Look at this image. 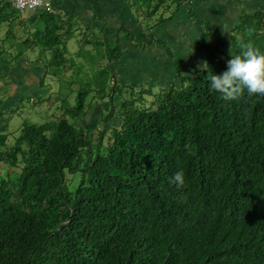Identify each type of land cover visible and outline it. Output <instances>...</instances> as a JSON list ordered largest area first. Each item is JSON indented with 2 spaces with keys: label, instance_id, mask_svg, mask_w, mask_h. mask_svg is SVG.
Listing matches in <instances>:
<instances>
[{
  "label": "trees",
  "instance_id": "16d2710c",
  "mask_svg": "<svg viewBox=\"0 0 264 264\" xmlns=\"http://www.w3.org/2000/svg\"><path fill=\"white\" fill-rule=\"evenodd\" d=\"M148 1L133 0L137 16ZM154 1L149 15L161 14L148 24L158 28L179 1ZM36 12L23 20L0 0V29L13 23L25 35L11 29L0 38V78L38 49L45 95L37 101L51 110L43 123L24 121L13 140L0 115V166L20 170L0 175V264H264V96L222 99L210 92L208 72L187 73L166 42L158 44L176 70L170 84L157 93L121 86L120 40L106 36L96 48L84 40L72 53L75 21ZM249 42L264 51L262 12L246 16L205 60L222 74L230 47L239 52ZM108 100L102 127L86 128L96 103ZM117 110L120 123L109 126ZM181 169L178 187L170 181Z\"/></svg>",
  "mask_w": 264,
  "mask_h": 264
},
{
  "label": "rangeland",
  "instance_id": "374dc122",
  "mask_svg": "<svg viewBox=\"0 0 264 264\" xmlns=\"http://www.w3.org/2000/svg\"><path fill=\"white\" fill-rule=\"evenodd\" d=\"M75 1L78 0H68V2H66L67 6L64 9L57 10V7L55 8L56 13H62L66 16V18L71 17L75 21V26L72 27L74 30L72 35L73 37L68 42V49L72 53L77 52L80 44L84 40L91 41V44L88 46L89 48H96L95 44L97 41L103 37H106V33L108 32V29L106 32L104 30L103 35L101 34L100 30H96L95 25H97V22L92 18V10L87 9L82 5H78V2ZM81 1L86 5H90L92 3V0ZM128 3L131 5L130 7L135 10L133 0H128ZM154 3L155 1L153 0L151 2H146V5L144 6L142 5L143 9H145V13L143 14V12H141V17L140 15L137 16L139 18V23L143 25L140 27L141 31H139L145 34L148 42H155L152 41L154 40V32L151 30H156V27L152 29L153 27H150L149 25L160 16L162 10L161 9L157 13V17L155 15H149L150 12L148 10L152 9ZM167 15H169V13L164 14V17ZM105 21L108 22V24L112 27L116 26L115 28H111L109 32L114 33L113 35H110L111 37L114 36L113 41L114 39L120 40L123 45L122 48L124 49L118 65L116 64L118 74L117 78L121 86H125L127 83H133L138 84L137 86L140 87L149 88L153 93H157L160 88H163L162 86H166L173 81L176 70L172 66L171 60L166 57V54L161 49H159V46L153 45L150 50L145 51L144 49L149 48L148 42L145 41V38H138L135 33H133V36L135 34L134 37L129 36L128 32L123 28L122 25L118 26L120 23H122V21L116 17L111 18L109 16L108 20ZM149 21H151L150 24H148ZM162 24L167 28V31L174 30L173 34L167 36L169 42L168 45H170L172 50L175 52L173 60L181 65V67L187 73H190L195 69L200 70L197 65L201 61L205 60L203 52L207 54L214 52V50H216L214 53L218 51L217 46H214L212 43L209 44L207 42V38L203 34L196 32L195 29H192L187 37L185 35L186 32L179 31V26L175 29L173 24L166 22H162ZM65 26L67 28L68 24L65 23ZM88 26H92L93 29L88 30ZM11 29H13L21 38L25 37L23 32H21L13 23L10 25H7L6 23L3 24L2 28L0 29V38H5L8 30ZM118 29L122 30L118 32ZM108 37L107 39L109 41L110 37ZM131 43L134 44V47L131 46ZM101 49H105L104 46H101ZM83 54L85 55L86 59L88 58V60L96 57L93 55L90 56V53L86 52ZM28 56L30 64H34V62H36V60L39 58L38 49H36V51H29ZM98 62L99 61L96 63L98 64ZM108 62L109 60L106 59L104 63L107 65ZM26 64L27 63H25V67H27ZM25 67H22L21 64H15L12 67H3L2 71L6 72L7 77L4 78L1 76L0 78V115L8 117L9 124L7 133L9 134V138L12 140L14 137L18 136L24 121H30L38 124L43 123L46 119H48L51 111L48 110V104H42L40 101H37L39 97H43L45 95L39 85L35 87L33 86V83H35L33 81L38 82V74L29 72L30 69H28L26 72ZM35 68L39 67H36L35 65ZM88 69H91V67ZM93 70L96 72L98 69L95 66ZM47 82L50 83L52 87H54L56 80L55 78L50 77L47 78ZM4 88H6V92L2 91L1 93V90ZM64 93H66V91H64ZM22 99L28 102V106L24 104V106H21V109H17V107L21 104ZM114 101L116 105L120 104L119 97H116ZM32 104L34 106H32ZM109 109V100L105 102L98 101L95 105V108L90 111L84 120V126L88 129H95L96 127L101 128L103 125L102 118L103 116L106 117ZM120 117L121 113L117 110L114 118H112L111 122L109 123V126L119 124ZM8 145H12V142L9 141ZM19 172L20 170L16 167H11L3 163L0 166V175L2 174L3 176L9 175L10 177H15Z\"/></svg>",
  "mask_w": 264,
  "mask_h": 264
},
{
  "label": "crops",
  "instance_id": "0c3cea01",
  "mask_svg": "<svg viewBox=\"0 0 264 264\" xmlns=\"http://www.w3.org/2000/svg\"><path fill=\"white\" fill-rule=\"evenodd\" d=\"M51 1L53 2L55 1L56 4L58 3L57 6L55 5V8L57 7L56 8L57 10L64 9L67 6L66 2H68V0H51ZM177 1H179V5L176 8L175 14L173 15L171 12L168 11L169 16L173 15V17H169L167 15L165 16L166 20L163 22L173 24V27L175 29L176 27L179 26V31L186 32L185 35L187 37L189 33L192 31V29H195L196 32L203 34L207 38V42L209 44L212 43L214 46H216V43L228 45L231 42V37L234 28L237 25H239V23L246 16L254 15L257 12H262L264 14V0H177ZM75 2H78V5H82L85 8L92 10L91 12L92 18L95 19L94 21L97 22V25H95L96 27L94 25L92 26H94L96 29H104L105 32L108 29L106 36L110 37V38L108 37L110 39L109 41H113V37H114V36L111 37V35H113L114 32H109V31L111 30V28L116 27V26L115 27L110 26L108 22L105 21L108 20L109 16L111 18L116 17L117 19L122 21V23H120L118 26L122 25L123 28H127L131 30L133 33H135L138 36V38L143 37L145 38V41H148V39L145 37V34L140 32L141 25L137 17L138 13H136L135 10H133V8L130 7L131 5L128 3V0H92V3L90 5H86L81 0ZM174 8H171L170 10H174ZM36 15L37 12L33 13L31 18L28 20L33 21ZM194 16L199 20V23H201L200 25L195 23ZM205 27L208 30H206ZM154 28L155 27H153L152 29ZM151 31L154 32L153 38L155 42H153V44H151L149 48L144 50L145 51L150 50V48H152L153 45L159 46V49H161L166 54V57L170 59L167 52L163 48H161L158 42L161 43L166 42L167 44H169L167 36L173 34L174 30L167 31V28L161 22L158 28H156V30H151ZM215 51L216 50H214V52ZM219 51L220 50L218 49L216 53H218ZM203 54L205 57L206 53L203 52ZM25 63H27L26 64L27 67H25ZM21 65L22 67H25L26 72L28 71V69H30L29 72H34L35 74H38L39 76L38 82L33 81L35 82L33 83V86L34 87L38 86L40 83V77L42 73L41 68L40 67L35 68V65L30 64L28 61L22 62Z\"/></svg>",
  "mask_w": 264,
  "mask_h": 264
},
{
  "label": "clouds",
  "instance_id": "9594fccd",
  "mask_svg": "<svg viewBox=\"0 0 264 264\" xmlns=\"http://www.w3.org/2000/svg\"><path fill=\"white\" fill-rule=\"evenodd\" d=\"M229 56L231 59L226 61L227 68L222 74H214L206 60L197 65L202 72H208L210 92L219 93L227 101L237 99L245 92L248 96H264V51L249 42L241 45L239 52L230 47ZM170 182L183 187L184 171H176Z\"/></svg>",
  "mask_w": 264,
  "mask_h": 264
},
{
  "label": "built area",
  "instance_id": "2783aa9c",
  "mask_svg": "<svg viewBox=\"0 0 264 264\" xmlns=\"http://www.w3.org/2000/svg\"><path fill=\"white\" fill-rule=\"evenodd\" d=\"M16 10L19 11L21 19L28 20L32 14L39 9L46 10L47 12H54V4L51 0H8Z\"/></svg>",
  "mask_w": 264,
  "mask_h": 264
}]
</instances>
